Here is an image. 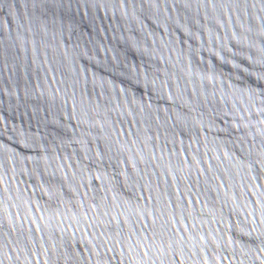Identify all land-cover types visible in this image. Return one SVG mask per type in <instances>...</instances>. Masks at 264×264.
Returning <instances> with one entry per match:
<instances>
[{
	"label": "water",
	"instance_id": "obj_1",
	"mask_svg": "<svg viewBox=\"0 0 264 264\" xmlns=\"http://www.w3.org/2000/svg\"><path fill=\"white\" fill-rule=\"evenodd\" d=\"M0 264H264V0H0Z\"/></svg>",
	"mask_w": 264,
	"mask_h": 264
}]
</instances>
